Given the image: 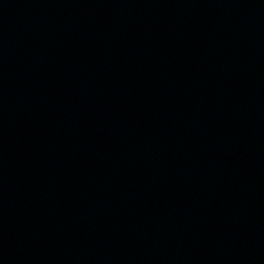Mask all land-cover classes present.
<instances>
[{"label": "water", "instance_id": "water-1", "mask_svg": "<svg viewBox=\"0 0 264 264\" xmlns=\"http://www.w3.org/2000/svg\"><path fill=\"white\" fill-rule=\"evenodd\" d=\"M0 264H264V0H0Z\"/></svg>", "mask_w": 264, "mask_h": 264}]
</instances>
